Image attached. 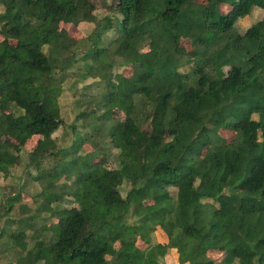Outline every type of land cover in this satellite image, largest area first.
Wrapping results in <instances>:
<instances>
[{"label":"trees","instance_id":"16d2710c","mask_svg":"<svg viewBox=\"0 0 264 264\" xmlns=\"http://www.w3.org/2000/svg\"><path fill=\"white\" fill-rule=\"evenodd\" d=\"M257 9L264 0H0V178L21 169L44 183L0 198V264H170L172 252L177 264H264ZM65 89L74 140L60 146Z\"/></svg>","mask_w":264,"mask_h":264},{"label":"rangeland","instance_id":"374dc122","mask_svg":"<svg viewBox=\"0 0 264 264\" xmlns=\"http://www.w3.org/2000/svg\"><path fill=\"white\" fill-rule=\"evenodd\" d=\"M229 8L228 6H223L222 9L225 10ZM264 14V9H257L255 11H253L252 15H253V18H257L259 16H262ZM251 22V20L249 18H246V19H243L239 22V24L241 26H248L249 23ZM61 27L67 29L69 35L75 39H82L84 38V35L87 34V24L85 23H82L80 24L78 27L74 26V25H71V24H68V23H61ZM186 45V43H184ZM115 71H124L125 74L127 72H129V69L128 68H122V67H115L114 68ZM87 83V84H86ZM86 84V87L84 88L83 92L84 94L80 95L81 96V99H83V101H92V96L94 95H98L99 93V90L96 88V85L93 83V80L92 79H87V81L85 82ZM79 86H82L81 84H79ZM80 88V87H79ZM74 97H72L71 95V92L69 90H63V92L60 94L59 96V103H60V107H61V114H62V117L64 119V123L65 124L64 126L62 125L60 127V129L56 132V136H57V141H58V144L60 146H66L70 143L73 142L74 140V136H73V133H72V130L70 129V122L72 121V118H73V115H74V112H75V105H74ZM109 114H113V116L116 118H120L122 119L123 118V113L120 112V111H117V109H115L114 107H112L110 110H109ZM219 132L220 135L224 136L227 140H231L232 139V136H233V133L230 132V131H225V130H219L217 131ZM42 137H39V136H33L30 140H28L26 143H25V147L27 149H37L39 147V145L41 144L42 142ZM93 147L90 145V142L87 140L83 143V145L81 146V150H80V153L81 152H86V151H89V150H92ZM116 152V150L114 149H111V152H110V155L112 156V154H114ZM94 161L98 162L99 164L102 162V157L100 158H95ZM21 170V169H19ZM17 170L16 171V175H15V178L12 179L13 177H9L7 178V180H3L2 178H0V184H1V193H0V198L2 200H5V198L10 195V194H13L14 192H18L19 191V186L22 187V184H26L25 187H24V190L27 191L29 194H33L35 192H38V191H41L43 188H44V183L43 181L41 182H36V183H33L31 182L29 179V177L27 176V174L25 173H21V171ZM24 192V191H23ZM26 194V193H25ZM24 200L27 202V203H31V199L29 198V195H22ZM18 214V212H17ZM16 216V215H15ZM41 217H44L43 219L40 218V219H37V223H36V227L37 229L42 225V224H46V225H49L51 223V217L49 216V212H46L44 214H42ZM13 226H16L15 224ZM51 231L48 230L47 233H50ZM159 235H156V238L159 239ZM138 245L140 247H144L145 244L141 241H138L137 242ZM117 247V242L116 241H111L110 243V247H109V250H108V256L110 254H112L115 249ZM208 254L215 258V259H220L222 252H219V251H216V250H210L208 252ZM176 254L175 252H172L171 254L167 255V257L165 258V261L170 263V264H177V261H176Z\"/></svg>","mask_w":264,"mask_h":264}]
</instances>
